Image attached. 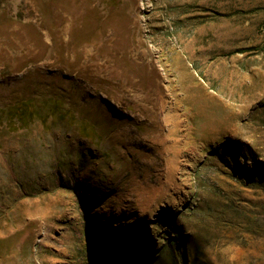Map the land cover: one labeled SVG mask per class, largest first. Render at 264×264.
Listing matches in <instances>:
<instances>
[{
  "label": "rangeland",
  "instance_id": "374dc122",
  "mask_svg": "<svg viewBox=\"0 0 264 264\" xmlns=\"http://www.w3.org/2000/svg\"><path fill=\"white\" fill-rule=\"evenodd\" d=\"M0 264H264V0H0Z\"/></svg>",
  "mask_w": 264,
  "mask_h": 264
},
{
  "label": "bare ground",
  "instance_id": "6f19581e",
  "mask_svg": "<svg viewBox=\"0 0 264 264\" xmlns=\"http://www.w3.org/2000/svg\"><path fill=\"white\" fill-rule=\"evenodd\" d=\"M128 132V131H127ZM54 137V136H53ZM135 177V176H134ZM138 189V188H137ZM154 193V192H153ZM151 195V194H150ZM142 200V199H141Z\"/></svg>",
  "mask_w": 264,
  "mask_h": 264
}]
</instances>
